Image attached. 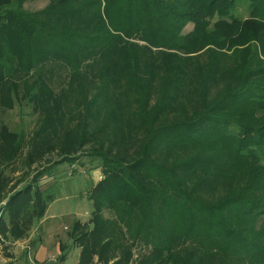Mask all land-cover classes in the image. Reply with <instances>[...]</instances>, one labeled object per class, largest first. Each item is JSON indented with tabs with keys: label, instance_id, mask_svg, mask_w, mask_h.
Masks as SVG:
<instances>
[{
	"label": "trees",
	"instance_id": "obj_1",
	"mask_svg": "<svg viewBox=\"0 0 264 264\" xmlns=\"http://www.w3.org/2000/svg\"><path fill=\"white\" fill-rule=\"evenodd\" d=\"M24 1L0 0V105L21 99L32 104L27 116L49 117L77 88L78 145L92 143L88 165L105 175L90 197L91 228L75 221L68 232L79 264H109L101 212L116 198L152 248L136 264H264V0H51L38 12ZM23 136L0 127V200ZM37 138L34 162L46 155ZM127 142L138 151L124 166ZM47 170L9 193L5 240L25 238L44 216ZM118 244L114 263L128 264L134 242Z\"/></svg>",
	"mask_w": 264,
	"mask_h": 264
},
{
	"label": "rangeland",
	"instance_id": "obj_2",
	"mask_svg": "<svg viewBox=\"0 0 264 264\" xmlns=\"http://www.w3.org/2000/svg\"><path fill=\"white\" fill-rule=\"evenodd\" d=\"M50 1L51 0H25L22 4V8L28 12H38L47 8L51 3ZM243 15L247 16V13ZM192 28V24H188L184 28V33H188ZM139 44L143 45V43ZM202 52L204 51L197 54ZM200 65L202 67L204 66L203 63H200ZM54 73V75L58 77L55 80H60L61 76L68 73V70L62 68L61 70L54 71ZM91 75V72H86L84 79L87 76V78H89V76L91 77ZM85 81L87 80L85 79ZM19 85L22 87L20 83ZM112 87L118 89L116 86ZM58 89H60V87L53 85L52 90L55 93L58 92ZM19 91V96H22V90ZM76 93L77 88L71 86L65 94H61L58 111L52 112L51 115L54 114L52 117H50L51 115L45 117L40 111H36L34 116H27L29 112L33 111L32 104H26V102L21 99L10 102V105L7 104V106L0 105V127L4 125L11 131L23 133L24 135V141L18 154L19 156L6 171L11 180V184H9V189L0 202L6 203L9 193L15 190V188L17 190L24 184L32 181L36 172L43 168L48 169V174L44 176L48 177L54 174L55 182L50 191L51 194L54 195L56 201L49 207L45 217L49 218L48 216H55L52 219H48L49 222L46 223L47 225L50 224L51 233L55 237L57 235L61 236L63 228L71 223L72 217L78 218L80 227L85 225L84 227L88 226L91 228L92 225H89V220L91 219L93 206L90 197L94 192L95 186L105 178L100 168L91 169L88 165L89 158L87 153L93 151L94 146L92 143L84 139L83 145L79 148L78 140L79 134L82 131V118L80 114H78L79 108L76 106ZM177 115L181 116L179 110H177L176 113L173 112L169 114L167 118L170 120ZM33 134H38V138L36 139V144L32 145V147H38L46 152V155L36 162L32 159L29 160V156L31 157L32 154L30 147L32 143H30V140ZM128 134L132 136L133 132H128ZM129 142L123 146L124 148L122 151H126L124 155L121 154L117 159L124 166L133 163L137 158V144H129ZM53 143L57 145L55 148L49 149ZM28 163H30V166H27ZM54 165L56 171L54 169L52 170V166ZM49 168H51V172ZM94 174L100 175L99 179H97L98 181H96L97 176H94ZM120 174L121 173H118L119 183L123 181V177ZM120 200V198H116L113 204H108L101 212L102 220L105 221L106 227L110 230L108 235L104 236L103 242L111 247L108 251L110 257L109 264H115L114 262L122 260V253L124 251L113 249L115 246H120L118 243L122 244L123 242H128V244H130L131 241L134 242V246L130 248L131 260L128 261V264H136L142 257L151 254L152 248L150 245H145L140 241L139 237L135 239V234L138 235L139 229L141 228V221L135 219L136 211L132 213L134 219H129L128 215L124 214L123 209L125 204L123 202L121 203ZM0 241L2 242H0V259L2 260L0 264H23L22 259H19V257L17 258L15 250L12 249V243L7 240L3 242L2 238H0ZM187 247L188 243H182L180 247L177 248L181 256L188 252L186 251ZM193 260L195 259L191 258L190 262ZM162 262H164L163 264H170L168 260H163ZM200 264L216 263L205 261L204 259Z\"/></svg>",
	"mask_w": 264,
	"mask_h": 264
},
{
	"label": "crops",
	"instance_id": "obj_3",
	"mask_svg": "<svg viewBox=\"0 0 264 264\" xmlns=\"http://www.w3.org/2000/svg\"><path fill=\"white\" fill-rule=\"evenodd\" d=\"M55 170V165L52 166V170ZM51 172V170H50ZM56 173V172H54ZM94 176H97V179H99V176L94 174ZM54 174L49 175L48 177L42 176L39 179V186L42 190H47L51 194V188L54 185ZM52 195V194H51ZM56 201L54 195L53 200L48 204L45 214L49 207ZM4 207V206H3ZM2 207V215L4 214V210ZM44 216L36 223L28 233V235L20 240L11 241L12 243V249L15 250V253L17 255V258L22 259L23 264H79V256H80V249L77 248L75 245L72 244L68 232L72 226V224L75 221H78V218L71 219V223L64 227L62 230L61 236H54L51 233V227L50 224H46L49 222L48 219H52L55 216H48L49 218ZM2 215L0 218V221L2 219ZM66 231V232H64ZM60 232V231H59ZM0 238H4L2 234L0 233ZM1 242V241H0ZM2 243V242H1ZM11 247V246H9ZM20 251V254H19ZM62 252L65 253V257L61 260H59V257L62 255ZM53 256L56 259L55 263H49L47 262V259ZM96 261V260H95ZM93 264H97L96 262H93Z\"/></svg>",
	"mask_w": 264,
	"mask_h": 264
},
{
	"label": "built area",
	"instance_id": "obj_4",
	"mask_svg": "<svg viewBox=\"0 0 264 264\" xmlns=\"http://www.w3.org/2000/svg\"><path fill=\"white\" fill-rule=\"evenodd\" d=\"M5 202H0V218H1V215H2V207L3 206H5ZM2 260L0 259V262H1ZM47 262H49V263H55L56 262V259H55V257H53V256H50L48 259H47Z\"/></svg>",
	"mask_w": 264,
	"mask_h": 264
}]
</instances>
